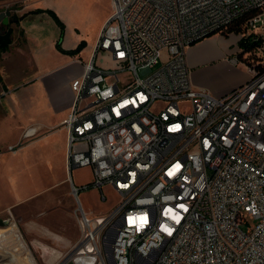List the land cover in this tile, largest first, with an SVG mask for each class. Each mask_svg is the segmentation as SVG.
I'll return each instance as SVG.
<instances>
[{"label":"built area","instance_id":"1","mask_svg":"<svg viewBox=\"0 0 264 264\" xmlns=\"http://www.w3.org/2000/svg\"><path fill=\"white\" fill-rule=\"evenodd\" d=\"M112 6L63 126L67 170L93 171L73 195L93 187L106 202L110 189L118 204L93 219L78 203L82 235L62 264H264V0ZM249 14L239 38L255 47L234 60L248 81L223 97L195 86L188 48ZM0 219V264H40L16 218Z\"/></svg>","mask_w":264,"mask_h":264},{"label":"rangeland","instance_id":"2","mask_svg":"<svg viewBox=\"0 0 264 264\" xmlns=\"http://www.w3.org/2000/svg\"><path fill=\"white\" fill-rule=\"evenodd\" d=\"M32 1H40L41 8L55 11L66 24L79 29L89 43L84 55L89 60L104 21L113 13L112 0ZM25 3L22 0L14 7L22 12ZM14 7L13 10L8 7L13 12L10 21L16 14ZM6 9L1 8L0 12ZM35 19H46L55 24L50 15ZM240 60L243 61L242 58ZM96 63L115 67L104 52H100ZM77 68L81 70L79 65ZM241 70L244 76L249 75L246 69ZM30 79L32 76L19 73L11 76L9 88L12 90H9L0 76V101L4 104L0 108V217L12 214L16 218L25 241L36 248L33 253L40 264H47L44 259L54 251H57L54 263L62 264L65 261L63 256L82 235L76 214L78 203L82 204L89 217L96 219L109 215L117 206L118 199L110 189H106L108 201L105 202L100 190L93 187L82 191L78 197L73 195L71 180L78 186L92 184V168L67 170L66 130L58 123L65 112L59 113L52 108L49 112L47 107L52 105H47L45 110L44 107L33 106L28 95ZM15 96H18L17 101ZM184 107L190 111L191 102H184ZM50 121L55 123L35 134H27L35 124Z\"/></svg>","mask_w":264,"mask_h":264},{"label":"crops","instance_id":"3","mask_svg":"<svg viewBox=\"0 0 264 264\" xmlns=\"http://www.w3.org/2000/svg\"><path fill=\"white\" fill-rule=\"evenodd\" d=\"M25 1V9L21 12L16 10L14 5L22 2V0H0V9L9 7L13 10L14 7L15 16L21 18V20L14 21L10 25L13 29L12 43L7 51L0 54V76L2 82L9 90H12L9 88L11 76L18 73L24 76H32V79L27 84L31 86V89L28 90V95L32 100V105L44 107V110L47 105H52V107H47L49 112L52 109L59 113L65 112L64 117L58 122L63 125L74 101L71 83L74 78L82 73L84 64L92 57L89 60L84 58L89 48V43L84 40L85 37L76 26L66 24L59 17L65 24V34L61 43L63 49L72 50L77 48L83 41L87 43L86 48L76 56L60 52L57 49V42L61 35L60 26L55 20L54 25L46 19L36 20L35 17L37 16L49 14L46 12H33L37 9H43L40 7L42 6L40 1ZM108 19L109 17L104 21L103 26ZM239 41V35L232 34L226 37L217 33L188 48L187 62L191 68L195 86L206 88L217 97H223L248 81L249 75L244 76L241 70L246 68L234 62L235 59H240L241 48ZM96 43L97 41L95 45ZM93 52L94 50L92 54ZM78 65L81 67L80 71H78ZM17 98L18 96L14 99L17 101ZM3 107L4 104L0 101V108ZM54 123L51 121L41 122L32 127L40 130ZM64 264L91 263L88 261L84 263L81 260H71Z\"/></svg>","mask_w":264,"mask_h":264},{"label":"trees","instance_id":"4","mask_svg":"<svg viewBox=\"0 0 264 264\" xmlns=\"http://www.w3.org/2000/svg\"><path fill=\"white\" fill-rule=\"evenodd\" d=\"M33 12L34 13H43V12L48 13L60 26L61 35H60L59 41L57 42V49L60 52L67 54V55L76 56L80 54L83 49L86 48L87 43L83 41L75 49H72V50L63 49L61 43H62L64 34H65V24L62 22V20L59 18L56 12L50 9H46V10L37 9ZM252 16L253 14L245 15L235 20L234 22H232L225 28L219 30L217 33L222 34L226 37L232 34L234 35L246 34L248 32V21ZM19 20H21V18L17 16L12 17V23L14 21H19ZM12 35H13V29L10 27V25L5 26L2 34L0 35V54L8 50L9 46L12 43ZM239 46L241 48L240 58L243 59V62L246 61V63H248L247 60H245L246 53L251 51L255 47V44L251 43V41L248 38H244L239 41Z\"/></svg>","mask_w":264,"mask_h":264},{"label":"water","instance_id":"5","mask_svg":"<svg viewBox=\"0 0 264 264\" xmlns=\"http://www.w3.org/2000/svg\"><path fill=\"white\" fill-rule=\"evenodd\" d=\"M12 10L7 8L6 10L0 12V35L2 34V26H8L12 24V21H10V17L12 16ZM8 224V221L0 219V226H6Z\"/></svg>","mask_w":264,"mask_h":264},{"label":"bare ground","instance_id":"6","mask_svg":"<svg viewBox=\"0 0 264 264\" xmlns=\"http://www.w3.org/2000/svg\"><path fill=\"white\" fill-rule=\"evenodd\" d=\"M60 257H62V256H60ZM70 257H71V255H70V256H67L66 261H67L68 259H70ZM4 264H10V263H4Z\"/></svg>","mask_w":264,"mask_h":264},{"label":"flooded vegetation","instance_id":"7","mask_svg":"<svg viewBox=\"0 0 264 264\" xmlns=\"http://www.w3.org/2000/svg\"><path fill=\"white\" fill-rule=\"evenodd\" d=\"M3 27H5V26H2V30H3Z\"/></svg>","mask_w":264,"mask_h":264}]
</instances>
